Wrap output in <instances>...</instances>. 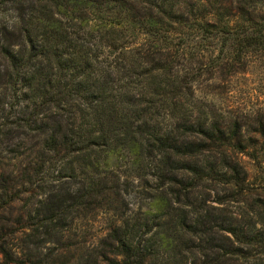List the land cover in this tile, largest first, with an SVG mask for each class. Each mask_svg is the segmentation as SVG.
<instances>
[{
  "label": "trees",
  "instance_id": "trees-1",
  "mask_svg": "<svg viewBox=\"0 0 264 264\" xmlns=\"http://www.w3.org/2000/svg\"><path fill=\"white\" fill-rule=\"evenodd\" d=\"M253 56L264 0H0V211L57 248L108 214L82 264H264V111L195 88Z\"/></svg>",
  "mask_w": 264,
  "mask_h": 264
},
{
  "label": "rangeland",
  "instance_id": "rangeland-1",
  "mask_svg": "<svg viewBox=\"0 0 264 264\" xmlns=\"http://www.w3.org/2000/svg\"><path fill=\"white\" fill-rule=\"evenodd\" d=\"M195 86L198 96L205 93L210 99L213 98L228 108L264 111V61L256 56L251 58L249 68L244 74L238 73L229 82H214L209 79L199 81ZM1 148L2 155L11 157L15 153L11 151L10 144L2 150ZM1 160L0 156V172L5 168L2 169ZM29 194V191L25 192L21 200L12 203L11 209L0 211V236H4L8 243V256L0 253V264H82L81 255L91 249L97 238L105 232L108 214L89 211L82 220L72 223L70 235L74 239L71 241L76 242L81 236L80 244L68 243L62 246L64 248H57L59 244L46 243L37 247L36 243L24 242L25 235L30 231L28 227H23L24 223H28L25 222V199ZM127 200L129 206L137 210L140 205L139 197L132 193Z\"/></svg>",
  "mask_w": 264,
  "mask_h": 264
}]
</instances>
